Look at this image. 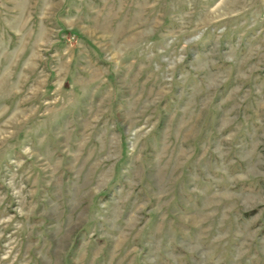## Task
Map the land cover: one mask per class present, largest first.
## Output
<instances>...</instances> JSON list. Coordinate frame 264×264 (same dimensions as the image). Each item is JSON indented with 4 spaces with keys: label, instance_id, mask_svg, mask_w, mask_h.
Listing matches in <instances>:
<instances>
[{
    "label": "rangeland",
    "instance_id": "obj_1",
    "mask_svg": "<svg viewBox=\"0 0 264 264\" xmlns=\"http://www.w3.org/2000/svg\"><path fill=\"white\" fill-rule=\"evenodd\" d=\"M0 264H264V0H0Z\"/></svg>",
    "mask_w": 264,
    "mask_h": 264
}]
</instances>
